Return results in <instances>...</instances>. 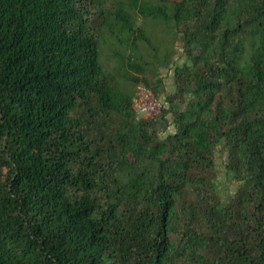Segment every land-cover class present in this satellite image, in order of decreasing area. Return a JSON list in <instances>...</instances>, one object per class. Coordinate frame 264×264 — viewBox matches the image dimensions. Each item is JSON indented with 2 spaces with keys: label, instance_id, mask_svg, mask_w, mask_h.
I'll list each match as a JSON object with an SVG mask.
<instances>
[{
  "label": "trees",
  "instance_id": "1",
  "mask_svg": "<svg viewBox=\"0 0 264 264\" xmlns=\"http://www.w3.org/2000/svg\"><path fill=\"white\" fill-rule=\"evenodd\" d=\"M105 3L0 0V264H173L181 233L194 264H264V0H120L119 30ZM139 16L184 43L173 93ZM103 32L138 59L105 62ZM140 84L158 115L136 114Z\"/></svg>",
  "mask_w": 264,
  "mask_h": 264
},
{
  "label": "rangeland",
  "instance_id": "2",
  "mask_svg": "<svg viewBox=\"0 0 264 264\" xmlns=\"http://www.w3.org/2000/svg\"><path fill=\"white\" fill-rule=\"evenodd\" d=\"M120 0H106L105 9L106 14L110 16V21L113 24V28L104 27L102 24V30H119V26L115 23L116 18L111 15L115 12V9H119ZM137 14V13H136ZM139 21L137 26H144L145 30H157L156 34L158 38H163L165 41L162 49L160 50V61L156 62L152 60L149 50L145 42L140 43L139 57L143 61H149L150 64L147 68V74L153 80L156 78L163 79V84L165 85L167 93H173L176 90V83L174 78V69L177 65H182L187 61V56L184 52V43L179 37L180 35L176 33V29L171 26H163L152 21H144L139 16ZM103 46V58L104 61H111L112 64L115 63L116 57L114 53L126 52L127 55H131L133 59H138L137 55L131 50L126 48L124 45L119 43L112 35L107 32H103L102 37ZM168 56V59L166 60ZM143 58V59H142ZM167 62L164 63V62ZM124 82L123 79H121ZM129 85V84H128ZM132 86H130L131 88ZM191 94H187L188 100ZM185 105H183L184 107ZM115 121H111V126H114ZM171 130V129H170ZM214 173H213V184L217 192L219 200L225 203H229L231 198L235 196L239 189V183L235 180L233 173L229 172L227 169L228 165V155L224 150L223 145H218L214 152ZM181 235H176L173 240L176 246L175 256L173 257V264H194L184 253L186 249L185 245L181 242ZM202 256H206L205 252Z\"/></svg>",
  "mask_w": 264,
  "mask_h": 264
},
{
  "label": "built area",
  "instance_id": "3",
  "mask_svg": "<svg viewBox=\"0 0 264 264\" xmlns=\"http://www.w3.org/2000/svg\"><path fill=\"white\" fill-rule=\"evenodd\" d=\"M134 109L138 117L156 116L162 109V103L150 88L140 84L134 98Z\"/></svg>",
  "mask_w": 264,
  "mask_h": 264
}]
</instances>
